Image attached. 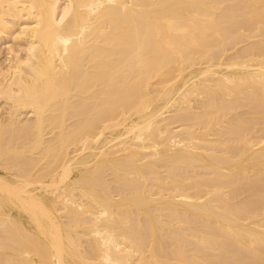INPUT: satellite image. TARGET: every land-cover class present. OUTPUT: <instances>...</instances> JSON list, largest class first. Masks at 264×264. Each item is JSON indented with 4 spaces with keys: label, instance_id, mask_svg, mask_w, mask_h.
I'll use <instances>...</instances> for the list:
<instances>
[{
    "label": "bare ground",
    "instance_id": "bare-ground-1",
    "mask_svg": "<svg viewBox=\"0 0 264 264\" xmlns=\"http://www.w3.org/2000/svg\"><path fill=\"white\" fill-rule=\"evenodd\" d=\"M0 264H264V0H0Z\"/></svg>",
    "mask_w": 264,
    "mask_h": 264
},
{
    "label": "rangeland",
    "instance_id": "rangeland-1",
    "mask_svg": "<svg viewBox=\"0 0 264 264\" xmlns=\"http://www.w3.org/2000/svg\"><path fill=\"white\" fill-rule=\"evenodd\" d=\"M3 56H4V54H2V56L0 55V63H1V61L4 60V59L2 58ZM1 58H2L3 60H2Z\"/></svg>",
    "mask_w": 264,
    "mask_h": 264
}]
</instances>
